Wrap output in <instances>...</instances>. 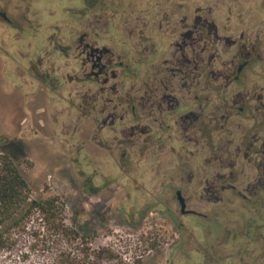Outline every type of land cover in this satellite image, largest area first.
Wrapping results in <instances>:
<instances>
[{
    "label": "flooded vegetation",
    "instance_id": "obj_1",
    "mask_svg": "<svg viewBox=\"0 0 264 264\" xmlns=\"http://www.w3.org/2000/svg\"><path fill=\"white\" fill-rule=\"evenodd\" d=\"M11 2L0 0V30L16 32V68L78 112L72 137L108 153L107 179L159 191L147 193L142 217L157 209L180 232L191 217L207 264H225L214 259L220 244L264 253V234L238 241L241 223L221 209L234 199L256 210L264 184V0ZM218 216L222 241L211 243L204 228Z\"/></svg>",
    "mask_w": 264,
    "mask_h": 264
},
{
    "label": "rangeland",
    "instance_id": "obj_2",
    "mask_svg": "<svg viewBox=\"0 0 264 264\" xmlns=\"http://www.w3.org/2000/svg\"><path fill=\"white\" fill-rule=\"evenodd\" d=\"M16 3L17 0L11 2L12 6ZM6 32V37L0 40V137L7 142L0 140V150L11 154L30 183L33 197H58L67 225L81 236L80 246H89L96 251L110 249L117 256L115 261L122 258L126 264H133L138 258L139 264H207L212 258L204 255L207 247L204 237L196 233L197 237L192 238L189 232L196 231L191 217L180 218L186 225L181 232L166 214L156 212L157 209H150L142 217L140 213L147 196L159 191L123 187V181L119 184L107 179L115 173L112 159L106 157L108 153H100L96 142L93 144L86 137H80V140L78 136L72 137L76 132L73 117L78 112L53 95L48 96L24 68H16L15 58L20 59L12 42L16 32L11 26H3L0 38ZM30 32L27 30L26 34ZM82 145L89 152L88 158L81 151ZM260 160L263 163L264 159ZM145 165L149 163L142 162V166ZM263 171V167L256 168V179ZM88 179L97 186L98 193L88 190ZM260 185L263 188L256 187V210L252 205L234 199L227 200L225 207H221L226 219L235 216L241 223L238 241L249 238L248 234H256V239L259 233L264 234V184ZM206 207L205 201L200 200L198 208L206 212ZM218 219L221 220L218 216L204 228L205 233L211 235V243L215 236L222 241V226ZM231 238L233 236L230 241ZM30 241L26 237L12 253L1 257V263H50L41 251H30ZM220 245L213 250L215 262L227 264L226 252H234L231 259L234 264H264V253L259 245L253 254L237 253L236 242Z\"/></svg>",
    "mask_w": 264,
    "mask_h": 264
},
{
    "label": "trees",
    "instance_id": "obj_3",
    "mask_svg": "<svg viewBox=\"0 0 264 264\" xmlns=\"http://www.w3.org/2000/svg\"><path fill=\"white\" fill-rule=\"evenodd\" d=\"M26 237L31 240L30 251L48 256V264H126L122 258L115 261L117 256L110 249L80 246L81 236L67 225L58 197H33L11 154L0 150V264L1 257L12 253ZM139 263L138 258L133 261Z\"/></svg>",
    "mask_w": 264,
    "mask_h": 264
},
{
    "label": "water",
    "instance_id": "obj_4",
    "mask_svg": "<svg viewBox=\"0 0 264 264\" xmlns=\"http://www.w3.org/2000/svg\"><path fill=\"white\" fill-rule=\"evenodd\" d=\"M183 206V208H184V205H182Z\"/></svg>",
    "mask_w": 264,
    "mask_h": 264
}]
</instances>
